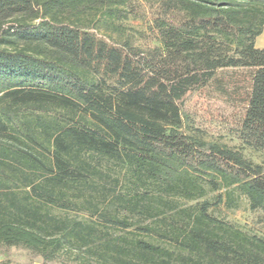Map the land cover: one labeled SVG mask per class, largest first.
<instances>
[{"label":"trees","instance_id":"trees-1","mask_svg":"<svg viewBox=\"0 0 264 264\" xmlns=\"http://www.w3.org/2000/svg\"><path fill=\"white\" fill-rule=\"evenodd\" d=\"M263 31L264 0H0V248L264 264V236L213 212L244 196L264 226ZM216 89L240 146L192 117Z\"/></svg>","mask_w":264,"mask_h":264},{"label":"rangeland","instance_id":"rangeland-1","mask_svg":"<svg viewBox=\"0 0 264 264\" xmlns=\"http://www.w3.org/2000/svg\"><path fill=\"white\" fill-rule=\"evenodd\" d=\"M140 28L145 29V26L139 23ZM255 45L257 48H264V31L256 39ZM226 88V85L222 86ZM234 96L239 97L238 94H231V92H223L220 89L209 92L206 96H202L194 108L195 112L192 117L196 125L206 129L208 133L207 138L211 136H220V138L231 146H240L241 142L235 132L236 122L240 119L244 108ZM248 156L253 158L256 162H260L262 157L259 154L247 149ZM237 208H228L222 204L215 206L213 212L219 218L227 220L251 233L264 236V226L261 220V212L252 211L249 206V201L244 196L238 198ZM76 219H86L83 214H70ZM76 254V253H75ZM73 254L71 259L73 264H81L76 259L77 255ZM89 260V264L94 261ZM43 264L39 256L19 247H3L0 248V264ZM46 264H62L60 262H48Z\"/></svg>","mask_w":264,"mask_h":264}]
</instances>
